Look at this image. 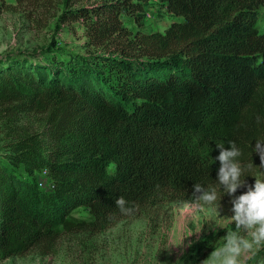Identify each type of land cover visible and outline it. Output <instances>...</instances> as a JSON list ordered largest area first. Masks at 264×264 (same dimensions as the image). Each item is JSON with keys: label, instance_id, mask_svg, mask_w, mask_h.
Masks as SVG:
<instances>
[{"label": "trees", "instance_id": "16d2710c", "mask_svg": "<svg viewBox=\"0 0 264 264\" xmlns=\"http://www.w3.org/2000/svg\"><path fill=\"white\" fill-rule=\"evenodd\" d=\"M55 1L100 49L0 55V260L264 168V0H158L178 18L163 32L123 25L150 0Z\"/></svg>", "mask_w": 264, "mask_h": 264}, {"label": "rangeland", "instance_id": "374dc122", "mask_svg": "<svg viewBox=\"0 0 264 264\" xmlns=\"http://www.w3.org/2000/svg\"><path fill=\"white\" fill-rule=\"evenodd\" d=\"M60 11L55 0H0V55L38 53L50 44L81 54L100 49L85 46L82 23L59 21ZM121 19L134 32H163L178 18L150 0L142 25L124 13ZM3 126L0 119V147ZM37 175L47 185L43 171ZM72 215L86 218L87 212L79 207ZM263 250L264 168L246 186L207 204L166 203L97 233H62L52 245L39 244L0 264H256Z\"/></svg>", "mask_w": 264, "mask_h": 264}]
</instances>
